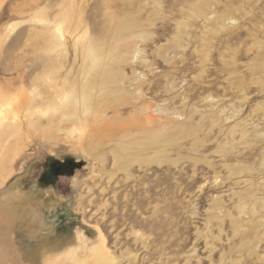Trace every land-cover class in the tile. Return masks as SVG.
Wrapping results in <instances>:
<instances>
[{
  "label": "rangeland",
  "instance_id": "rangeland-1",
  "mask_svg": "<svg viewBox=\"0 0 264 264\" xmlns=\"http://www.w3.org/2000/svg\"><path fill=\"white\" fill-rule=\"evenodd\" d=\"M0 83V264H264V0H0Z\"/></svg>",
  "mask_w": 264,
  "mask_h": 264
},
{
  "label": "bare ground",
  "instance_id": "bare-ground-1",
  "mask_svg": "<svg viewBox=\"0 0 264 264\" xmlns=\"http://www.w3.org/2000/svg\"><path fill=\"white\" fill-rule=\"evenodd\" d=\"M83 77H84V81H86L85 72H83ZM69 91L72 94V96L75 98H77L78 94L81 95L80 97H82V103H81L82 108L81 109L75 108V104L77 103H74L71 101L69 102L64 101V104L65 102H68V103L66 105H59L58 111L60 114L64 116L63 117L64 120L75 123V121L78 118H81L80 116L85 115V113L87 112V104H88L87 98H88L89 91L83 90L81 92L80 89L76 87V84H71ZM35 96L36 95L27 94L25 89H23L22 87H17V85L10 86V87H4L0 83V137L7 132L12 133V131L20 128L21 124L20 125L17 124L18 120L16 122L15 119L18 118V115L21 112H25V116H30L33 113V110H35L36 104H38V102L35 101L36 100ZM39 96H40V99H39L40 103H42L44 100L45 101L47 100L48 102L53 101L50 93H47L45 90L44 92H41ZM99 252L100 254H102V256H100L96 264H109V260L105 256L106 254L105 251L100 249ZM103 252H104V255H103Z\"/></svg>",
  "mask_w": 264,
  "mask_h": 264
},
{
  "label": "crops",
  "instance_id": "crops-1",
  "mask_svg": "<svg viewBox=\"0 0 264 264\" xmlns=\"http://www.w3.org/2000/svg\"><path fill=\"white\" fill-rule=\"evenodd\" d=\"M43 189L41 190V194L40 198H37V196H33V199L31 201H33V203L37 202V203H45V202H49V203H58L59 199L58 197H56V193L57 192V187L52 184L49 183V185H46L44 187H42ZM10 199H16V197L13 195ZM36 207V206H35Z\"/></svg>",
  "mask_w": 264,
  "mask_h": 264
},
{
  "label": "flooded vegetation",
  "instance_id": "flooded-vegetation-1",
  "mask_svg": "<svg viewBox=\"0 0 264 264\" xmlns=\"http://www.w3.org/2000/svg\"><path fill=\"white\" fill-rule=\"evenodd\" d=\"M63 170H64V166L59 164V165H54L51 166L50 168H47L45 171L47 173V177L49 179V182H51L52 184H54L56 187L59 186L62 175H63Z\"/></svg>",
  "mask_w": 264,
  "mask_h": 264
}]
</instances>
